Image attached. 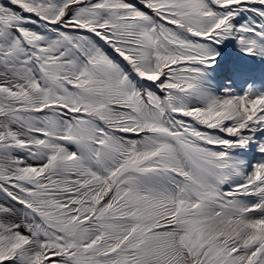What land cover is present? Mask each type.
Segmentation results:
<instances>
[{
    "label": "snow or ice",
    "instance_id": "snow-or-ice-1",
    "mask_svg": "<svg viewBox=\"0 0 264 264\" xmlns=\"http://www.w3.org/2000/svg\"><path fill=\"white\" fill-rule=\"evenodd\" d=\"M229 44L264 59V0H0V264H264Z\"/></svg>",
    "mask_w": 264,
    "mask_h": 264
},
{
    "label": "bare ground",
    "instance_id": "bare-ground-1",
    "mask_svg": "<svg viewBox=\"0 0 264 264\" xmlns=\"http://www.w3.org/2000/svg\"><path fill=\"white\" fill-rule=\"evenodd\" d=\"M248 21V22H252L253 21V16L252 15H250L249 13H247V12H245L244 14H243V19L242 20H240V22L242 23V22H244V21ZM257 22H259V21H257ZM235 49H237V47L235 46ZM231 56V54H230V51L227 49V48H224V50H223V60H228V58ZM243 56V53H240V56L239 57H242ZM238 58V57H237ZM237 58H232V62H233V65H236V60H237ZM263 60V62H264V59H262ZM228 69H239V68H237V66L236 67H230V68H228ZM228 69H227V72H225L224 74H222V76L220 77L219 76V74L216 72L215 73V75H214V72L213 71H211V73H210V75H209V77H208V79H209V81H210V85H211V87L213 88V90L216 92V94H220L217 90H216V88L219 86V83H218V80H220V84H221V86H223L224 84H225V82H224V80H225V77H227V76H229V75H233V74H238V73H232V72H229L228 71ZM241 71L240 72H242L243 70L242 69H240ZM263 74H264V70H263ZM249 88V86L247 87V89ZM157 92H158V89L156 90ZM232 91L234 92V93H236V94H243V90L240 88V86L238 85V84H234V86H233V88H232ZM251 149V148H250ZM249 150V149H248ZM251 151L253 152V154L250 156V158H248V159H246L247 161H250L252 158H254L253 159V163H256V161H257V159H256V156H257V154L254 152V150L253 149H251ZM240 153H244V151H237V152H235L234 153V155L236 156V157H238V155L240 154ZM225 190H228L227 189V186H225Z\"/></svg>",
    "mask_w": 264,
    "mask_h": 264
},
{
    "label": "rangeland",
    "instance_id": "rangeland-1",
    "mask_svg": "<svg viewBox=\"0 0 264 264\" xmlns=\"http://www.w3.org/2000/svg\"><path fill=\"white\" fill-rule=\"evenodd\" d=\"M220 68H221V67H220ZM241 158H242V160H244V157L241 156ZM258 158H259V157H258Z\"/></svg>",
    "mask_w": 264,
    "mask_h": 264
}]
</instances>
